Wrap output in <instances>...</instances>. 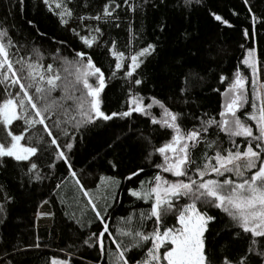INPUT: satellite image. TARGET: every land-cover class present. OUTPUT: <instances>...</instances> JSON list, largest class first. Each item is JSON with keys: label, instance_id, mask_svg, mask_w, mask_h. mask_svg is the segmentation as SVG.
Listing matches in <instances>:
<instances>
[{"label": "trees", "instance_id": "obj_1", "mask_svg": "<svg viewBox=\"0 0 264 264\" xmlns=\"http://www.w3.org/2000/svg\"><path fill=\"white\" fill-rule=\"evenodd\" d=\"M117 2L122 5L117 9L121 26L116 28L101 24L104 36L99 41V46L92 48L84 47L79 38L73 35L72 28H76L82 35L87 34L80 21L73 19L70 27L61 25L58 16L54 14L55 4L52 5L54 11L50 12L43 0H23L22 3L20 0H0V27L7 28L16 45L11 50L14 53L13 60L18 57L32 59L35 50L40 53V63L45 68L48 64H53L55 72L59 60H54V57L62 56L72 60L76 51H84L90 55L96 66L105 73L106 87L101 93V108L105 112L127 110L128 90L131 88L134 93L138 92L143 97L145 105L152 103L150 98L154 97L171 111L181 113L180 124L184 129H191L199 126L197 117L207 118L205 113L219 119L221 104L224 103L221 94L228 84V80L223 83L220 81L221 75L231 78L239 66L242 74L247 77L245 85L248 91L251 90L252 73L242 61L247 49L253 45L255 25L264 18V0H248V5H245L244 0H200V3L193 0L189 7L184 6V0H134L135 3L143 5L142 10L137 12H128L123 0ZM103 3L105 0H72L69 7L73 8L76 16L94 15ZM85 4L88 6L85 7ZM249 7L252 9L251 13L248 11ZM214 15L221 16L222 20H227L232 26L215 20ZM253 15L257 17L255 22L252 20ZM129 20L133 32L137 33V38L130 46V33L127 30ZM84 23L96 24L95 21ZM244 29L249 32L247 38L243 35ZM111 40L117 41V48L125 53V57L122 58L123 67L117 70L116 77L107 79L115 70V57L108 51ZM147 43L155 44L156 50L145 57L144 62L133 73V77L142 81L140 85H135L123 75L127 70V63L131 62L127 58ZM69 70L71 71L70 66ZM60 75L69 80L73 79L62 69ZM182 88L185 89L184 92H181ZM8 90L15 92L18 86H10ZM3 91V85H0V93ZM32 92L34 94V90ZM53 95L60 97V89ZM64 103L71 106V101ZM245 109L251 112L250 103L238 112L242 119H245ZM73 115L75 113L69 111L62 118L69 119ZM151 116L159 119L161 109L158 106L153 107L149 115L133 112L129 117L100 120L81 127L79 131L74 127V121L70 120L67 125L68 137L60 135L56 128H52L54 135L59 136V144L63 145L68 139H72L74 148L68 156L73 170L87 191L98 189L97 185L101 184L100 176H115L121 181L117 190V201L112 202L109 214L104 220L113 234L117 226H123V221L118 218L150 206L142 200L130 197L127 189L138 187L139 181H148L154 177L159 170L153 165L159 163L161 157L153 149L171 138V130L152 124ZM46 123L52 127L51 121ZM247 123L252 125L255 134L253 122ZM9 129L19 134L22 122L14 121ZM28 135L33 136V144L41 136L50 139L40 125L25 133L26 137ZM217 135L224 142V147L230 146L227 137L218 133L215 127L209 130L208 138L214 139ZM22 142L26 143L25 140ZM236 142L241 148L246 147L243 138H236ZM47 147V151L38 152L37 156L31 158L38 164L36 171L45 177L41 180H29L25 175L27 169L22 166L26 162L18 164L10 157L0 158L4 163L0 167V205L4 206V212L0 213V264H51L54 258L68 260L69 264H109L108 253H114L116 245L105 240V252L101 255L98 246L90 248L84 243L85 239L102 229L103 225L96 220L91 210L68 208L69 204H73L71 198L74 192L65 197L64 191L72 177L62 161H56L52 168L48 167L54 158L55 146L49 144ZM203 148L201 144L193 150L195 158L200 157ZM61 150L67 152L66 149ZM150 152L152 158L148 160L146 157ZM109 161L117 164V167L113 168ZM138 168H143L139 176L133 177L131 181L124 178L130 171ZM162 174L172 178L168 173ZM57 184H60L59 188L56 187ZM5 196L11 199L5 201ZM39 197H44L54 210L53 228L46 241H38L33 229L25 232L20 222L12 218L14 212ZM98 204L104 210L105 201ZM207 211L216 218L209 222L204 233L208 257L213 264H221L225 257L237 260L247 251L250 234L235 237L237 230L229 227V218L225 213L216 208ZM83 217L91 223L86 225L81 220ZM61 218L83 231L79 248L73 249L58 242ZM77 220L81 223H77ZM174 223L175 218L169 216L167 225L172 226ZM147 227L151 229V222ZM22 233H26V236ZM36 244L40 247H35ZM131 255L139 259L143 252L133 251ZM250 264H259V259L251 255Z\"/></svg>", "mask_w": 264, "mask_h": 264}, {"label": "snow or ice", "instance_id": "obj_2", "mask_svg": "<svg viewBox=\"0 0 264 264\" xmlns=\"http://www.w3.org/2000/svg\"><path fill=\"white\" fill-rule=\"evenodd\" d=\"M22 2L23 0H20V3ZM43 2L50 12L54 11L52 5L55 4L54 14L58 16L61 25L70 27V21L73 19L80 21L81 26L86 28L87 34L82 35L76 28L71 30L86 48L99 46V41L104 36L101 24L116 28L121 26L117 9L122 5L117 0H105L94 15L79 16H76L73 8L69 7L72 0H43ZM192 2L193 0H184V6L189 7ZM195 2L200 3V0ZM244 3L248 5V0H244ZM123 5L127 6L128 12H137L143 8L142 4L135 3L134 0H123ZM248 11L251 13V7ZM214 18L229 27L232 26L219 15H214ZM252 20L255 22L257 17L253 15ZM85 21H95L96 24H85ZM127 30L130 33L128 41L130 46L137 38L130 20ZM243 35L245 38L249 36L247 29H244ZM109 43L111 47L108 51L115 57V70L107 79L116 77L117 70L123 67L122 58L125 57V53L118 50L116 40H111ZM15 47L7 28L0 27V85L4 88L3 93H0V128L6 133L5 136L0 137V158L10 157L18 164L26 162L22 166L27 169L25 175L30 181L45 178L36 171L38 164L31 158L37 156L38 152L47 151V146L50 144L55 148L54 158L48 167L52 168L56 161H62L67 165L69 175L83 195L89 196L78 174L73 170L68 156L74 148L72 139L61 145L58 143L59 136L54 135L52 131V128H56L60 135L68 137L67 125L70 120L74 121V127L79 131L81 127L97 121L129 117L133 112L149 115L151 109L158 106L161 109V117L157 119L151 116L152 124L171 130V138L160 147L153 149L161 157V161L153 165L159 171L151 180H141L138 187L127 189L130 197L144 201L145 204L150 205L149 207L118 218L123 221V226H117L113 234L109 225L104 223L105 217L109 214L108 210L112 207V203H108V196L105 197L103 215L93 199H88L96 220L103 225L102 229L93 232L84 240L88 247L98 246L103 255L105 240L115 244V252L108 253L109 264H213L206 252L204 233L209 222L216 219L207 209L216 208L227 215L229 227L237 230L234 233L235 237L250 234L247 251L237 260L225 257L221 264H250L251 255L259 259V264H264V84H260L257 88L258 69L255 48H248L242 61L252 73L251 97L249 98L245 88L247 77L242 74L238 66L231 78L223 75L219 77L222 83L228 80L227 87L221 94L224 103L221 104L219 119L205 113L206 119L197 117L198 127L184 129L180 124L181 113L171 111L154 97L150 98L152 103L145 105L143 97L138 92L134 93L131 88L128 90L127 110L110 113L102 110L101 93L106 87L105 73L84 51H76L72 60L62 56L54 57V60H59L58 68L54 72L53 64H48L45 68L40 63V53L35 50L32 59L25 60L23 57H18L13 60L14 53L11 50ZM155 50V44L147 43L131 54L127 58L131 62L127 63L124 77L129 78L135 85H140L141 79L133 77V73L144 62V58ZM16 65L19 67L17 68ZM61 69L73 79L62 77ZM10 86L13 88L18 86V90L10 91L8 90ZM57 89L61 91L60 97L53 95ZM184 91L185 89L182 88L181 92ZM64 101H71V106L66 105ZM249 103L252 110L249 112L245 109L243 113L245 119H242L238 112ZM69 111L74 112L75 115L69 119L62 118L67 116ZM14 121L22 122V130L19 134L9 130V125ZM46 121H51L52 127H49ZM247 121L254 123L255 134L252 125ZM37 125L43 126V131L50 139L41 136L33 144V136L26 137L25 133L36 128ZM213 127L218 133H223L227 137L229 147L223 146L224 142L218 135L214 139L208 138L209 130ZM237 137L244 139L246 147L241 148L236 142ZM22 140L26 143H21ZM201 144L204 148L197 159L193 155V150ZM62 148L67 152L61 150ZM209 152L214 154L210 155ZM151 158L150 152L146 159L151 160ZM109 163L113 168L117 167V164L111 161ZM3 166V160L0 159V167ZM142 172L143 168H138L130 171L124 178L131 181ZM162 173H169L177 179L170 180ZM212 174H215L216 178H206L211 177ZM99 179L106 192H110L111 201L115 203L121 181L115 176H100ZM56 187L59 188L60 184ZM99 187L100 185H97V188ZM4 199L7 201L11 198L5 196ZM3 212L4 206L0 205V213ZM169 216L175 218L172 226L167 225ZM149 222L152 224L151 229L147 227ZM77 223L81 222L77 220ZM35 247L38 248L40 245L36 244ZM133 251H141L143 255L137 259L131 255ZM51 264H69V261L54 258Z\"/></svg>", "mask_w": 264, "mask_h": 264}, {"label": "rangeland", "instance_id": "obj_3", "mask_svg": "<svg viewBox=\"0 0 264 264\" xmlns=\"http://www.w3.org/2000/svg\"><path fill=\"white\" fill-rule=\"evenodd\" d=\"M254 33L255 35L253 36V45L250 48H255L256 50L255 56L257 60V69H258L256 80H257V88H259L260 84H264V18L255 25ZM245 88L247 90V93H249L248 95H251L252 82H251L250 91H248L246 85ZM245 107L246 104L244 105V108ZM5 134L6 133L3 130V128H0V137L5 136ZM21 143L23 142L21 141ZM164 176L170 180L177 179L176 177L171 178L168 175H164ZM206 178H216V177L215 174H212L211 177H206ZM70 192H74V196L73 198H71V202L73 204H69L68 208L91 210V205L88 204L89 198H92L93 201L97 204V207L99 208L98 202L103 203V201H105L106 196H108V203H112L110 199V192H106L103 184H100V187L95 191H88L89 196H84L79 186L75 184L73 179H71L65 187V191H64L65 197ZM99 209L101 211V214L103 215V210L101 208ZM12 218L20 222L25 232L33 229L38 241H46L49 239L51 230L53 228L54 210L44 197H39L36 200L23 206L18 211L14 212L12 214ZM81 220L86 225L91 223V221L89 222V220H87L85 217L81 218ZM22 235L26 236V233H22ZM82 235H83V231H81V229L78 226L67 221L65 218H61L58 228V242L60 244L66 245L73 249H77L79 248V242ZM55 259H61V258H55Z\"/></svg>", "mask_w": 264, "mask_h": 264}]
</instances>
